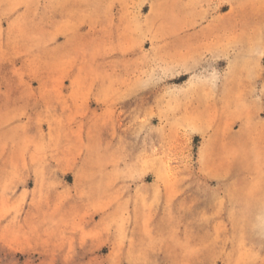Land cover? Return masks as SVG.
Masks as SVG:
<instances>
[{"label":"rangeland","instance_id":"1","mask_svg":"<svg viewBox=\"0 0 264 264\" xmlns=\"http://www.w3.org/2000/svg\"><path fill=\"white\" fill-rule=\"evenodd\" d=\"M0 264H264V0H0Z\"/></svg>","mask_w":264,"mask_h":264},{"label":"crops","instance_id":"2","mask_svg":"<svg viewBox=\"0 0 264 264\" xmlns=\"http://www.w3.org/2000/svg\"><path fill=\"white\" fill-rule=\"evenodd\" d=\"M116 8H114L112 10V15H115L116 14ZM66 40H60V43H65ZM33 87H36V84H31ZM65 93H67L69 91V89H65L64 90ZM34 103V102H32ZM31 103V104H32ZM91 109H94L97 113H99V110L100 108L97 107V106H91ZM94 122L93 120L89 119V118H83V119H80L79 121H76L72 124H65V125H62L63 129L64 130H67L70 132L71 129H76L77 127L80 126V128H82L81 130V137H82V143L83 144H86L88 142V139H87V135H88V131L89 129H91L92 127H94L95 125H93ZM43 132H47V128L48 126L47 125H42L41 126ZM97 128H98V138H99V146H100V149H97V150H100L101 151V147H102V150L103 152H110V150H113L115 148V140H113L111 138V132L110 130H108V127L107 126H101V125H97ZM108 146L107 150L105 149V147ZM60 154V153H58ZM61 156V154H60ZM89 156V151L84 149L82 151V154L79 156V159H86L88 158Z\"/></svg>","mask_w":264,"mask_h":264}]
</instances>
